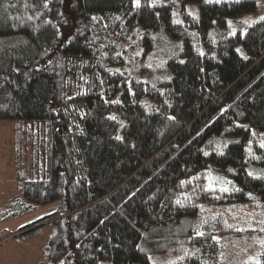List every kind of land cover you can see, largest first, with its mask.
<instances>
[{"label": "trees", "instance_id": "16d2710c", "mask_svg": "<svg viewBox=\"0 0 264 264\" xmlns=\"http://www.w3.org/2000/svg\"><path fill=\"white\" fill-rule=\"evenodd\" d=\"M191 1L0 0L1 213L57 201L50 264H264V13Z\"/></svg>", "mask_w": 264, "mask_h": 264}, {"label": "rangeland", "instance_id": "374dc122", "mask_svg": "<svg viewBox=\"0 0 264 264\" xmlns=\"http://www.w3.org/2000/svg\"><path fill=\"white\" fill-rule=\"evenodd\" d=\"M191 2L195 7L198 6L196 0ZM263 13L264 0H259L257 11L245 13L242 17L253 20ZM76 109L81 111L83 105L77 104ZM17 137L16 121L0 119V264H50L47 241L53 224L23 233L17 230L22 225L52 212L57 201L41 204L16 216L4 217L1 213L9 209V201L19 191L20 179L16 175L19 166L14 151Z\"/></svg>", "mask_w": 264, "mask_h": 264}, {"label": "snow or ice", "instance_id": "6c2138e0", "mask_svg": "<svg viewBox=\"0 0 264 264\" xmlns=\"http://www.w3.org/2000/svg\"><path fill=\"white\" fill-rule=\"evenodd\" d=\"M217 2H219V0H217ZM135 3L137 4V6H139V0H135ZM261 19L264 20V17H261Z\"/></svg>", "mask_w": 264, "mask_h": 264}]
</instances>
